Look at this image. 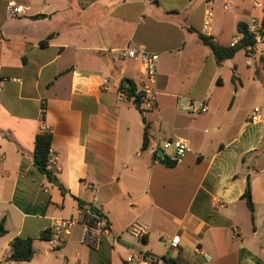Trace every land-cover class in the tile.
I'll return each mask as SVG.
<instances>
[{
    "label": "crops",
    "instance_id": "crops-1",
    "mask_svg": "<svg viewBox=\"0 0 264 264\" xmlns=\"http://www.w3.org/2000/svg\"><path fill=\"white\" fill-rule=\"evenodd\" d=\"M10 2L28 7L26 17L9 19ZM257 3L0 0V223L7 230L0 264H128L143 252L174 264H264V44L219 65L199 38L237 45L239 24L264 15ZM127 47L159 56L145 151L140 111L117 96L125 81L141 92L146 84L141 65L122 58ZM182 98L206 101L209 110L181 112ZM255 108L261 119L252 122ZM43 127L53 137L50 170L65 191L34 164ZM179 139L191 151L167 167L158 143ZM247 189L254 222L242 199ZM92 208L105 230L97 248L82 242ZM59 220L74 226L52 251L41 235ZM136 225L145 234H132ZM18 237L34 240L32 261H13Z\"/></svg>",
    "mask_w": 264,
    "mask_h": 264
},
{
    "label": "built area",
    "instance_id": "built-area-1",
    "mask_svg": "<svg viewBox=\"0 0 264 264\" xmlns=\"http://www.w3.org/2000/svg\"><path fill=\"white\" fill-rule=\"evenodd\" d=\"M256 8H263L262 3H257ZM29 8L17 5L10 2L6 6V14L9 19H17L26 17ZM213 20V14L211 11H207L204 17V29L206 31L211 30V24ZM248 36L255 41V45L262 43L264 44V15L261 19L252 18L249 25L247 26ZM245 35H243L244 37ZM237 44V42H236ZM235 45V44H234ZM247 49L251 50L252 47ZM264 57V50L262 52ZM121 56L124 59H129L135 61L141 65V72L143 77L146 79V84L142 90L141 96V109L145 111H150L157 106L158 100V89H157V77L159 70V56L157 54L148 53L143 50H135L132 48H125L121 52ZM1 72V70H0ZM111 85L108 77H103L102 87L107 88ZM118 100L121 102L130 101L128 95L124 90L120 89L118 91ZM179 110L190 115H202L206 114L209 110L206 101H195L188 98H182L179 101ZM260 109L255 108L252 114V122L260 121ZM42 132H46L47 128L43 127ZM158 150H161L166 154L172 162H178L179 159L184 157L187 153L191 151L188 142L182 139L176 141H160L158 143ZM53 164V160L50 155L48 169ZM74 226V221L72 220H59L53 225L51 238L48 240V245L52 251H56L62 247L67 242L68 237L72 227ZM146 229L143 226L136 225L131 229V233L136 236H142L145 234ZM105 233L102 219L98 214H94L91 211H87L84 218V233L82 242L85 246L89 248H97L101 242V236ZM166 240V239H164ZM179 238H174L171 242L172 246L176 247L178 245ZM207 257V256H206ZM128 264H165L162 261L152 259L146 252L134 255Z\"/></svg>",
    "mask_w": 264,
    "mask_h": 264
},
{
    "label": "trees",
    "instance_id": "trees-1",
    "mask_svg": "<svg viewBox=\"0 0 264 264\" xmlns=\"http://www.w3.org/2000/svg\"><path fill=\"white\" fill-rule=\"evenodd\" d=\"M238 30L241 34L245 35L242 40L233 47H223L219 45L213 37L199 35L200 40L203 44L210 48L216 61L219 65H221L224 61L234 58L239 52L247 49L248 47H254L255 41L251 39L247 34V26L245 24H239ZM49 39H46L42 42V46H46L49 43ZM121 89L125 91L128 95L129 100L136 104L137 102L140 103L142 92L138 91L135 87L133 82L129 81V86L124 87L121 85ZM42 118L44 119L45 115V105H43L42 110ZM140 113L142 115L143 122L145 124L144 129V141L142 149L148 150L150 148L151 143V136H150V124L147 122L145 118V110L141 109ZM53 145V137L49 132H41L37 135L35 140V150H34V164L40 173L46 175L49 181L52 183H58L56 176L48 169L49 166V159L51 155V149ZM245 160V159H244ZM162 162L167 167H174L177 162H172L169 158H165ZM63 191L64 188L62 187ZM243 200L246 201L247 207L251 213V219L254 222V214H255V206L252 200V194L250 189H247L245 194L242 197ZM89 211L93 212L94 214H98L101 218H103L102 214L99 213L95 209H90ZM51 230H47L46 232L42 233L41 238L48 241L51 238ZM7 234V230L5 227V220L0 223V238L4 237ZM11 252H12V259L15 262H30L34 259L35 251H34V240L32 238H21L18 237L14 239L11 243ZM162 261L165 264H174V260L163 258Z\"/></svg>",
    "mask_w": 264,
    "mask_h": 264
},
{
    "label": "water",
    "instance_id": "water-1",
    "mask_svg": "<svg viewBox=\"0 0 264 264\" xmlns=\"http://www.w3.org/2000/svg\"><path fill=\"white\" fill-rule=\"evenodd\" d=\"M128 86H129V81H125L124 82V87H128ZM135 105H136L137 109L140 111L141 110V104L139 102H137ZM158 155L160 157L164 158V159L166 158L164 152L161 151V150L158 151ZM54 185H56L59 188H62L63 187L60 183H54Z\"/></svg>",
    "mask_w": 264,
    "mask_h": 264
},
{
    "label": "rangeland",
    "instance_id": "rangeland-1",
    "mask_svg": "<svg viewBox=\"0 0 264 264\" xmlns=\"http://www.w3.org/2000/svg\"><path fill=\"white\" fill-rule=\"evenodd\" d=\"M248 4L247 5H250V4H253V2L255 1V0H245ZM260 2L261 3H263L264 4V0H260ZM234 11V7H230V9H229V14H232V12ZM238 32H237V29H236V34H237ZM166 154H169V152H167Z\"/></svg>",
    "mask_w": 264,
    "mask_h": 264
}]
</instances>
